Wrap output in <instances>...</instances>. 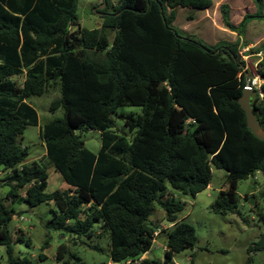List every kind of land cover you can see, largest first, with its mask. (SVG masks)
Segmentation results:
<instances>
[{
  "label": "trees",
  "instance_id": "1",
  "mask_svg": "<svg viewBox=\"0 0 264 264\" xmlns=\"http://www.w3.org/2000/svg\"><path fill=\"white\" fill-rule=\"evenodd\" d=\"M252 1L258 12L245 15L239 27L248 19L264 20V0ZM211 5L212 0H105L100 28L71 30L76 0H0V168L7 173L6 199L29 208L53 203L45 228L74 238L92 236L94 223L101 221V230L109 232L112 263L148 252L155 230L146 221L154 204L171 224L164 230L166 260L192 249L195 232L178 220L185 203L176 194L194 198L210 184L212 168L226 172V188L218 191L212 210L238 214L237 183L264 172V141L247 128L238 104L248 74L239 46L208 47L172 27L176 8ZM225 8L223 23L235 31ZM107 32L113 33L110 44ZM13 76H21L22 84ZM259 76L264 78V70ZM53 86L59 96L49 112L60 110L61 116L38 135L68 188L47 193L45 167L25 162L27 151L18 138L26 126L37 125L26 100ZM124 106L140 108L138 115H117L132 132L129 139L112 131V115ZM250 106L264 129V107L256 98ZM87 130L99 132L97 154L76 134ZM15 214L0 197L6 264H35L13 256L8 224ZM47 247L48 238L41 250ZM61 249L79 264L62 244L57 261ZM251 261L249 256L245 264ZM139 264L169 263L146 257Z\"/></svg>",
  "mask_w": 264,
  "mask_h": 264
},
{
  "label": "rangeland",
  "instance_id": "2",
  "mask_svg": "<svg viewBox=\"0 0 264 264\" xmlns=\"http://www.w3.org/2000/svg\"><path fill=\"white\" fill-rule=\"evenodd\" d=\"M115 4L117 0H109ZM102 0H76L77 20L71 25V30L80 28L92 30L101 26V16L93 9ZM226 6L227 20L234 26L235 31L225 27L221 6ZM105 8V7H104ZM103 8V9H104ZM168 12V11H167ZM258 12L252 0H212V5L206 10L191 8H176L172 27L182 36H191L208 47L225 43H237L239 58L245 64L248 76H259L264 70L260 63L264 60V20L248 19L243 27H239L242 18ZM264 14V1L260 10ZM108 44L112 40V32H107ZM18 85L22 84L21 76H13ZM59 96L57 86L48 88L45 93L33 96L26 101L37 114V125L26 126L23 134L18 138L21 147L27 151L26 163L37 162L45 167L47 185L45 192L63 190L65 183L60 174L55 171L45 156L44 146L39 138V128L55 117L61 116V111L49 112L50 102ZM255 98V94H251ZM138 115L139 107L124 106L112 115V131L126 138L132 132L123 126L122 119L117 115ZM83 145L93 154L100 148L99 132L94 130L77 131ZM7 174L0 168V197L4 203L14 209L16 214L8 224L12 238L13 256L29 258L35 264H75L67 253L61 249L60 259L55 256L60 245H65L68 252L79 258V264H120L112 263L109 256V232L101 230V221L94 223L92 236L74 238L66 233L46 229L45 224L52 218L53 203H41L29 208L24 201L10 202L6 199L8 187L2 178ZM226 172L222 169H211L210 188L198 193L194 198L176 194L184 202L183 211L177 216L178 220L189 223L195 232V243L192 249H185L175 253L166 260L164 251L165 233L171 224L165 220L164 212L154 204V212L146 221L156 232L155 241L146 253L148 259L169 264H245L250 256L251 264H264V172L257 171L236 186L238 214H219L212 210V204L218 191L225 189ZM23 190H20V194ZM70 224V223H69ZM22 241H16L17 238ZM48 238V247L41 250V245ZM29 240V244L26 241ZM40 254L44 255L39 259ZM0 264H6L5 247L0 246Z\"/></svg>",
  "mask_w": 264,
  "mask_h": 264
},
{
  "label": "water",
  "instance_id": "3",
  "mask_svg": "<svg viewBox=\"0 0 264 264\" xmlns=\"http://www.w3.org/2000/svg\"><path fill=\"white\" fill-rule=\"evenodd\" d=\"M104 6L105 0H102V3L98 7L94 8L93 12L99 16L103 15L104 13H102V9L104 8ZM245 77L246 87L244 88L242 95L238 99V104L245 114V122L247 128L258 140L264 141V129L256 121L250 106V98L252 94V90L248 87L250 76L246 74Z\"/></svg>",
  "mask_w": 264,
  "mask_h": 264
},
{
  "label": "built area",
  "instance_id": "4",
  "mask_svg": "<svg viewBox=\"0 0 264 264\" xmlns=\"http://www.w3.org/2000/svg\"><path fill=\"white\" fill-rule=\"evenodd\" d=\"M262 84H264V78L254 74L250 76L248 81V87L252 90V93L255 94L257 103L264 107V91L262 90ZM156 232L153 233L152 243L155 241ZM146 254V253H145ZM144 255V254H143ZM143 255L134 259H127L120 264H139L143 259ZM107 264H111L110 262Z\"/></svg>",
  "mask_w": 264,
  "mask_h": 264
},
{
  "label": "crops",
  "instance_id": "5",
  "mask_svg": "<svg viewBox=\"0 0 264 264\" xmlns=\"http://www.w3.org/2000/svg\"><path fill=\"white\" fill-rule=\"evenodd\" d=\"M64 182V181H63ZM68 188V186L65 184V187H64V189H67ZM210 188V184L207 186V188L206 189H209ZM147 254H144L143 255V258H146L147 256H146Z\"/></svg>",
  "mask_w": 264,
  "mask_h": 264
}]
</instances>
